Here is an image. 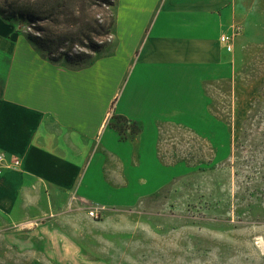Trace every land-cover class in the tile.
<instances>
[{"label":"crops","instance_id":"obj_1","mask_svg":"<svg viewBox=\"0 0 264 264\" xmlns=\"http://www.w3.org/2000/svg\"><path fill=\"white\" fill-rule=\"evenodd\" d=\"M117 2L119 37L81 64L51 62L0 31V151L21 161L0 172V232L24 238L49 230L50 218L119 210L150 190L162 137L205 136V122L220 121L207 88L237 86L220 35L239 0ZM113 116L138 130L119 132Z\"/></svg>","mask_w":264,"mask_h":264},{"label":"rangeland","instance_id":"obj_2","mask_svg":"<svg viewBox=\"0 0 264 264\" xmlns=\"http://www.w3.org/2000/svg\"><path fill=\"white\" fill-rule=\"evenodd\" d=\"M239 2L233 22L243 31L231 52L237 86L207 88L220 121H206L205 136L162 137L150 190L119 210L46 219L49 230L24 238L0 232V264H264V0ZM120 7L97 4L91 16L101 21L115 11L121 22ZM29 25L0 17V31L11 28L12 36L36 32ZM113 29L103 50L119 37L121 28ZM4 70L0 51V79ZM111 123L133 130L115 116Z\"/></svg>","mask_w":264,"mask_h":264},{"label":"trees","instance_id":"obj_3","mask_svg":"<svg viewBox=\"0 0 264 264\" xmlns=\"http://www.w3.org/2000/svg\"><path fill=\"white\" fill-rule=\"evenodd\" d=\"M101 3L113 7L116 0H0V17L5 21L24 20L29 26L35 25L36 21L47 22L33 26L36 32L27 31L26 38L51 62L64 60L81 64L91 60L111 41L114 13L107 14L101 21L91 16L93 7ZM60 25L64 26L62 30L57 29ZM95 36L106 39L98 41ZM77 46L81 50L74 51ZM115 118L128 121L124 116ZM110 124L123 133L121 126ZM132 124V131L136 132L138 127Z\"/></svg>","mask_w":264,"mask_h":264},{"label":"built area","instance_id":"obj_4","mask_svg":"<svg viewBox=\"0 0 264 264\" xmlns=\"http://www.w3.org/2000/svg\"><path fill=\"white\" fill-rule=\"evenodd\" d=\"M242 31L243 27L239 22L230 23L227 31L220 35V43L227 51L232 52L235 38L240 35ZM20 166L21 161L19 158L0 151V172L7 169H19ZM100 211L99 207H90L88 208L87 215L91 218H98Z\"/></svg>","mask_w":264,"mask_h":264}]
</instances>
